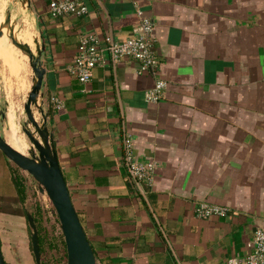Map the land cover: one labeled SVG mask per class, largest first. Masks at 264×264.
Instances as JSON below:
<instances>
[{
    "label": "crops",
    "instance_id": "crops-1",
    "mask_svg": "<svg viewBox=\"0 0 264 264\" xmlns=\"http://www.w3.org/2000/svg\"><path fill=\"white\" fill-rule=\"evenodd\" d=\"M29 1L43 112L98 264L245 258L264 228V0H79L86 14L60 17L52 0ZM139 9L154 22L155 70L106 50V64L80 82L70 66L82 35L97 34L104 48L107 38L123 42ZM20 36L37 50L35 33ZM157 79L163 97L148 102ZM131 162H154L153 182L137 181ZM202 202L227 214L199 217Z\"/></svg>",
    "mask_w": 264,
    "mask_h": 264
},
{
    "label": "rangeland",
    "instance_id": "rangeland-1",
    "mask_svg": "<svg viewBox=\"0 0 264 264\" xmlns=\"http://www.w3.org/2000/svg\"><path fill=\"white\" fill-rule=\"evenodd\" d=\"M25 30L35 33L39 44L37 18L29 3L26 0H0V36L4 35L6 40L11 42L13 51L4 54L0 49V133L6 140L9 132L13 133L22 144L21 152L31 155L29 146L31 149L34 146L28 139L25 129L30 127L36 132L37 137L40 136L28 121L25 104L36 82L31 56L35 61L38 60L39 47L33 50L29 43L19 39V35ZM10 53L20 62L19 66L9 61ZM11 61L16 62L15 59ZM11 110H14L16 124L10 120ZM33 111L36 119L42 123V112L37 105L33 106ZM1 153L0 195H16L12 183V166L20 168ZM20 176L26 187L23 206L28 214L41 213V225L47 241L45 245L47 253L41 255L42 264H66L65 239L51 200L45 192L40 191L39 183L33 176L21 169ZM32 233L27 216L0 212V244L7 264H37L32 248Z\"/></svg>",
    "mask_w": 264,
    "mask_h": 264
},
{
    "label": "water",
    "instance_id": "water-1",
    "mask_svg": "<svg viewBox=\"0 0 264 264\" xmlns=\"http://www.w3.org/2000/svg\"><path fill=\"white\" fill-rule=\"evenodd\" d=\"M26 1L30 4L29 0ZM111 40L114 42L113 38ZM31 60L36 74V82L28 96L25 111L28 121L35 127L40 138L30 127L25 129L28 139L34 146L32 149L29 146L31 155H28L13 147L0 133V151L17 167L33 176L39 183L40 191L45 192L51 200L59 217L66 243V264H98L94 250L73 204L69 187L53 145L54 138L49 131L47 118L43 112L41 91L46 69L41 64L39 55L38 60L35 61L33 56H31ZM34 105H37L42 112V123L36 119L33 111ZM27 218L33 230L31 240L35 260L37 264H42L38 228L31 214H28ZM0 264H7L1 244Z\"/></svg>",
    "mask_w": 264,
    "mask_h": 264
},
{
    "label": "built area",
    "instance_id": "built-area-1",
    "mask_svg": "<svg viewBox=\"0 0 264 264\" xmlns=\"http://www.w3.org/2000/svg\"><path fill=\"white\" fill-rule=\"evenodd\" d=\"M87 5L79 0H52L49 3V13L53 17H60L70 14H86ZM141 18L139 27L133 37L123 42H112L107 38L109 45L104 48L101 45L100 37L95 33H86L82 35L73 64L70 66V72L82 83L89 82L93 71L98 66L106 64V50L113 55L114 61L124 57H132L139 61L140 71L149 72L155 70L158 65V59L153 49V31L154 22L149 17H145L141 9L138 10ZM166 82L163 79H157L154 86L145 92V98L148 102H158L164 93ZM61 107V103H58ZM127 147L131 144L128 142ZM131 159V157L129 156ZM131 171L137 181L153 182L156 165L154 162H131ZM195 213L199 217H209L212 215L224 216L227 214V208L217 204L202 202L196 206ZM249 253L245 258H231L227 264H264V228L257 227L253 238L248 243Z\"/></svg>",
    "mask_w": 264,
    "mask_h": 264
},
{
    "label": "trees",
    "instance_id": "trees-1",
    "mask_svg": "<svg viewBox=\"0 0 264 264\" xmlns=\"http://www.w3.org/2000/svg\"><path fill=\"white\" fill-rule=\"evenodd\" d=\"M12 173H13L12 183L15 186L17 194L16 195H0V212L15 214L19 216H28V212L23 206L25 196H26L25 195L26 187L24 185V181L22 177L20 176V169L12 166ZM31 215L33 216L34 221L38 227L41 255L44 256V254L47 253L46 246H45L47 241H46V236L44 235V232H43V227L41 225V213L36 212V213H32ZM79 218L81 222H83L81 219V216H79ZM65 246H66V243H65ZM91 246L95 253V248L92 242H91ZM65 251L67 254L66 248H65Z\"/></svg>",
    "mask_w": 264,
    "mask_h": 264
},
{
    "label": "bare ground",
    "instance_id": "bare-ground-1",
    "mask_svg": "<svg viewBox=\"0 0 264 264\" xmlns=\"http://www.w3.org/2000/svg\"><path fill=\"white\" fill-rule=\"evenodd\" d=\"M7 28V27H6ZM5 28V29H6ZM19 39L22 40V37L19 35ZM11 41V40H10ZM24 41V40H23ZM25 42V41H24ZM11 43V42H10ZM10 43L6 40L5 36H0V49H6V48H12L10 46ZM38 43V41H36V44ZM37 47H39V44H37ZM21 49V48H20ZM13 113H11L12 115ZM11 118V117H10ZM15 118V117H14ZM13 122V121H12ZM11 131V130H10ZM23 153V152H22Z\"/></svg>",
    "mask_w": 264,
    "mask_h": 264
}]
</instances>
